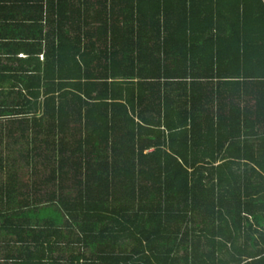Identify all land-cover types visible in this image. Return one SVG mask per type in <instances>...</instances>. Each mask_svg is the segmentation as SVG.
Instances as JSON below:
<instances>
[{"label": "trees", "instance_id": "obj_1", "mask_svg": "<svg viewBox=\"0 0 264 264\" xmlns=\"http://www.w3.org/2000/svg\"><path fill=\"white\" fill-rule=\"evenodd\" d=\"M52 11L44 60L0 83L27 141L0 145V264H264V37L231 33H264V0Z\"/></svg>", "mask_w": 264, "mask_h": 264}, {"label": "crops", "instance_id": "obj_2", "mask_svg": "<svg viewBox=\"0 0 264 264\" xmlns=\"http://www.w3.org/2000/svg\"><path fill=\"white\" fill-rule=\"evenodd\" d=\"M54 1L55 0H0V83L23 85V81L29 76L25 74V71L28 69H36L38 60H44L46 46L51 44L52 24H55V22H53L55 15L52 11ZM233 1L236 2L237 0ZM160 17L162 18L163 16L160 15ZM42 28L44 35L49 31L50 38L48 42L39 36L40 29ZM231 33L247 35L248 39L264 37V33L259 32L257 29H244V31ZM160 34L162 36L165 34L168 36L171 35L167 41H171L174 47H176V43L182 42L183 38L186 36L185 32L181 31L167 33L163 30ZM229 40L233 41L234 38L230 37ZM40 46L43 48H39ZM196 46L205 50L208 49V44L204 40H200L195 47ZM224 48H227V45L224 46ZM13 117L14 120L11 121L6 118L0 119V127L6 126L7 124L14 126V132L11 136L6 134V128L3 129V132L0 131V145L6 147L8 138L12 139L7 147L13 148V150L19 149L22 153L27 148V141L25 134L23 136L19 135L23 131L18 123L20 119L18 117H20V115H13ZM26 129L29 130L30 128ZM42 135L45 136L44 134ZM201 156L202 155H197L196 157L200 158ZM38 160H40V158L37 159V163L39 162ZM20 163H23L21 159ZM49 172L50 167H47L46 173ZM0 240H2L0 241V250H4L2 252L4 253L7 251L2 244L4 239L0 237ZM61 247V250H63L65 245ZM14 248L16 247L14 246ZM56 253L58 254L59 251ZM68 253L69 249L64 251L65 256Z\"/></svg>", "mask_w": 264, "mask_h": 264}, {"label": "rangeland", "instance_id": "obj_3", "mask_svg": "<svg viewBox=\"0 0 264 264\" xmlns=\"http://www.w3.org/2000/svg\"><path fill=\"white\" fill-rule=\"evenodd\" d=\"M13 156H16V155L13 154ZM3 251H4V250H2V249L0 250V255L2 254Z\"/></svg>", "mask_w": 264, "mask_h": 264}]
</instances>
